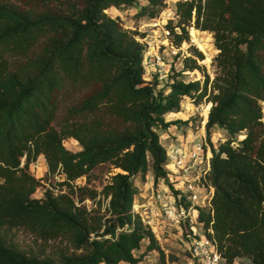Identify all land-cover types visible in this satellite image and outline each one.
<instances>
[{
    "label": "trees",
    "instance_id": "16d2710c",
    "mask_svg": "<svg viewBox=\"0 0 264 264\" xmlns=\"http://www.w3.org/2000/svg\"><path fill=\"white\" fill-rule=\"evenodd\" d=\"M25 1L56 3L58 11L36 13L0 0V264H138L152 250L165 264L164 251L132 216L131 204L137 176L151 172L154 181L170 185L159 129L182 121L164 117L178 112L183 96L211 102L205 128L213 194L198 214L204 233L225 264L240 257L264 264V0H177V22L167 24L174 43L189 40L194 17L218 52L211 81L207 73L202 81L174 73L167 91L146 82L145 45L105 11L135 0ZM146 2L137 14L155 17L162 0ZM184 64L201 68L192 57ZM68 95L76 99L55 122ZM214 127L226 134L217 147L210 140ZM68 138L78 150L64 146ZM39 155L67 192L47 188L32 196L40 183L28 167ZM105 163L117 171L100 189L73 184ZM11 228L44 242L65 239L82 252L23 253L5 237Z\"/></svg>",
    "mask_w": 264,
    "mask_h": 264
},
{
    "label": "rangeland",
    "instance_id": "374dc122",
    "mask_svg": "<svg viewBox=\"0 0 264 264\" xmlns=\"http://www.w3.org/2000/svg\"><path fill=\"white\" fill-rule=\"evenodd\" d=\"M5 1V0H2ZM177 0H162V6L159 9L157 15L153 18L148 16H140L137 14L139 8L145 5L146 0H135L132 5H123L120 7L110 6L106 9V13L116 18L121 26L126 30L135 32V37L140 42L145 45L143 52L144 56H147V68L144 73V78L146 82H156V90L167 91V84L170 81L171 75L176 73L178 74L177 78L190 81V80H200L204 78V74L207 73L209 80L211 81L215 74V65H214V56L217 54L218 50L214 47L212 34L207 31H202L194 26V17L191 21L190 26H188V36L189 40L181 43L180 46L173 41V34L169 33L167 24L171 21L172 25L176 24L177 16L175 15V2ZM10 3L20 6L22 9L32 8L36 13H40L43 10L50 9L52 11H58L56 3H49L48 5H31L26 3L25 0L17 1L10 0ZM176 31H179L178 28H175ZM196 33L197 40H200L202 43H206L208 51L207 54L200 50L198 46L193 42V35ZM194 48L200 51L203 55L202 59L197 58L194 53ZM154 54L160 56L161 62L163 63L160 68H163L166 77L163 79L157 78V73L155 69H158V65H153ZM192 57L196 58L197 64L201 66L200 69H189L185 67L184 62L185 58ZM161 64V63H160ZM211 87L208 84L207 91L210 92ZM76 97L74 95H68L61 101L60 110L58 112L55 122L59 121L63 114L65 113L66 105L70 102H74ZM192 104V105H189ZM262 104V111L264 116V102ZM211 102L204 97L199 103H195L189 96H183L180 101V109L178 111L187 110L190 113V116L187 117L192 123L189 127L196 130L199 125V121L202 118V114L209 110ZM186 107L188 109H186ZM190 109V110H189ZM182 117L186 115L179 114ZM173 116V117H172ZM176 115L168 114L164 117L166 121H172L176 119ZM185 118L184 120H186ZM264 118V117H263ZM179 119V118H178ZM180 120H182L180 118ZM170 126V127H169ZM168 126L170 133H181L185 131L187 124L181 121L180 123L170 124ZM183 128V130H182ZM189 129V128H188ZM187 129V130H188ZM167 128L159 129L160 142L165 145V141L168 138H164L162 132L166 131ZM182 130V131H180ZM211 142L214 146L224 141L226 138L225 131L219 128L211 129ZM237 138L242 137L241 134L236 135ZM167 139V140H166ZM64 146L70 151H76L79 149V144L74 139L68 138L63 142ZM21 163H24V157L21 158ZM28 171L39 180L40 185L37 187L35 192L32 194L34 197H40L43 195L44 191L47 188H51L54 192H67L68 187L62 186L59 187V182L62 180L60 175L51 174L48 172L46 161L43 155L37 156V158L29 164ZM117 171V169L112 168L108 163L100 164L96 166L88 176H82L76 179V185H84L91 188L100 189L104 182L108 179L111 173ZM152 179L153 175L151 172H148L144 179H141L137 176L135 180L137 187L142 189L141 192H144L146 187L147 179ZM144 188V189H143ZM138 193L134 196L136 198ZM85 204L88 207L91 206V201L85 200ZM107 200H104L102 203L101 212L104 211ZM197 231L201 233L198 227ZM5 237L9 243L19 249L21 252L26 254L38 255V256H55L59 252H67L71 254H80L81 250H74L70 247L68 242L65 239L50 240L47 242L41 241L40 239L32 236L28 231L20 228H11L7 229L5 232ZM184 238V241H188ZM161 249L165 253L166 262L165 264H189L188 263V253L186 250L185 244L179 241L176 237L160 235V239L157 240ZM143 244L141 245L142 248ZM137 253V251H135ZM158 253L156 250L149 251L143 260L138 264H158ZM119 264H127L121 262ZM220 264H225L224 260ZM232 264H250V261L247 258L240 257L236 258Z\"/></svg>",
    "mask_w": 264,
    "mask_h": 264
},
{
    "label": "built area",
    "instance_id": "2783aa9c",
    "mask_svg": "<svg viewBox=\"0 0 264 264\" xmlns=\"http://www.w3.org/2000/svg\"><path fill=\"white\" fill-rule=\"evenodd\" d=\"M146 59L145 55L144 73L148 65ZM152 62L159 66L155 69L157 78L166 77L167 73L160 68L163 64L160 56L154 54ZM207 114H202L196 130L189 127L192 122L187 118L185 124L189 129L182 131V128L181 138L170 137L165 145L162 144L166 150L165 168L170 185L164 179L154 181L148 178L144 192L138 188V195L131 204L132 216L138 217L157 240L160 235H166L176 237L185 244L189 264H220L224 260L215 242L204 233L203 223L198 219L199 209L210 207L213 194V186L208 178L212 148L205 128ZM184 238L189 240L184 241Z\"/></svg>",
    "mask_w": 264,
    "mask_h": 264
},
{
    "label": "crops",
    "instance_id": "0c3cea01",
    "mask_svg": "<svg viewBox=\"0 0 264 264\" xmlns=\"http://www.w3.org/2000/svg\"><path fill=\"white\" fill-rule=\"evenodd\" d=\"M189 105H192V104H189ZM186 109H188L187 107H186ZM190 110V109H189ZM179 114H183V115H186L185 117H182V116H180ZM174 116L176 115V119H182V120H184L185 118H187V117H189L190 116V113L187 111V110H185V112H183L182 110L181 111H178V112H176L175 114H173ZM173 117V116H172ZM180 123V122H179ZM170 127V126H169ZM181 131V130H180ZM171 131H169V129H168V127H167V130L166 131H163L162 132V134H163V136H164V138H173V137H175V136H177L178 138L180 137L181 138V133H175V134H173V133H170ZM174 139H176V138H174ZM167 140V139H166Z\"/></svg>",
    "mask_w": 264,
    "mask_h": 264
},
{
    "label": "bare ground",
    "instance_id": "6f19581e",
    "mask_svg": "<svg viewBox=\"0 0 264 264\" xmlns=\"http://www.w3.org/2000/svg\"><path fill=\"white\" fill-rule=\"evenodd\" d=\"M193 42L198 46V48L200 50H202L203 52H205V54H207L208 48H207L206 43L204 44L200 40H197L196 33H194V35H193ZM203 114L206 115L207 114V111L205 110V112Z\"/></svg>",
    "mask_w": 264,
    "mask_h": 264
}]
</instances>
